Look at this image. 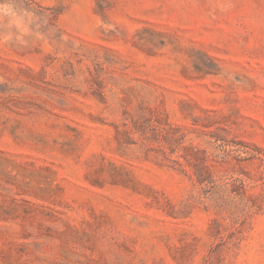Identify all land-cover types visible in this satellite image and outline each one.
Listing matches in <instances>:
<instances>
[{"label": "rangeland", "instance_id": "rangeland-1", "mask_svg": "<svg viewBox=\"0 0 264 264\" xmlns=\"http://www.w3.org/2000/svg\"><path fill=\"white\" fill-rule=\"evenodd\" d=\"M0 43V264H264V0H26Z\"/></svg>", "mask_w": 264, "mask_h": 264}, {"label": "clouds", "instance_id": "clouds-1", "mask_svg": "<svg viewBox=\"0 0 264 264\" xmlns=\"http://www.w3.org/2000/svg\"><path fill=\"white\" fill-rule=\"evenodd\" d=\"M26 0H0V43L15 41L19 46H28L33 41H43L41 31L46 19L25 6Z\"/></svg>", "mask_w": 264, "mask_h": 264}]
</instances>
